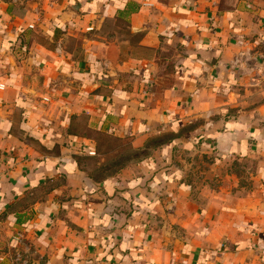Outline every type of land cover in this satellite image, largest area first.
<instances>
[{"label":"crops","instance_id":"0c3cea01","mask_svg":"<svg viewBox=\"0 0 264 264\" xmlns=\"http://www.w3.org/2000/svg\"><path fill=\"white\" fill-rule=\"evenodd\" d=\"M0 264H264V0H0Z\"/></svg>","mask_w":264,"mask_h":264},{"label":"rangeland","instance_id":"374dc122","mask_svg":"<svg viewBox=\"0 0 264 264\" xmlns=\"http://www.w3.org/2000/svg\"><path fill=\"white\" fill-rule=\"evenodd\" d=\"M167 136H170V135L166 134V135H164L162 137V139L166 138ZM100 139H102V141H104L106 143L105 145H103L102 151L106 152L104 156L107 157L106 158L107 160L112 159V157L116 158L118 155L126 153V150L129 148V147H127L128 145L127 146H122V145H124L126 143L125 141H120V140L114 139V138L109 137V136L104 135V134L100 135ZM190 150H192V149H190ZM184 155H185V153H183V156ZM196 155H197V152L191 154L190 167L188 168L189 171H190V174L195 178V179H192V180H195L197 184H202V183L207 184V183H209V178L207 177V175L209 174L208 173V166H210L211 162L208 163V162H204L203 161L201 163H198V159H196L197 158ZM192 157H195V159L191 161ZM98 158H99L98 156H94V158L90 160V165L100 167V166H98L99 165L98 164ZM102 163H104V162H101V164ZM117 165H118V163L115 164L114 166H117ZM248 166L252 168L249 171V175H250V173L252 172L254 167H253L252 163H249L247 165V167ZM240 169H242V168H240ZM216 173H219V172L218 171L217 172H212V174H216ZM215 179H217L216 183L218 181L222 180V178L221 177L219 178V176H217V178H215Z\"/></svg>","mask_w":264,"mask_h":264},{"label":"trees","instance_id":"16d2710c","mask_svg":"<svg viewBox=\"0 0 264 264\" xmlns=\"http://www.w3.org/2000/svg\"><path fill=\"white\" fill-rule=\"evenodd\" d=\"M78 125H84V121H80L78 123ZM69 132L70 133H73V134H76L77 133V130H72L71 128L69 129ZM100 135L102 134H99L97 136L98 138V141L100 143V146L98 148V154L100 155H105V151H102L103 149V145H105L106 143L104 141H102V139H100ZM106 135V134H104ZM109 137H112L114 139H117V140H120V141H125L126 143L122 146H127L129 147L127 150H126V153L124 154H120L118 155L116 158L112 157V159L110 160H105L104 163L101 164L99 158H98V166L100 167H97V166H94L93 169H94V174H95V177L96 178H104L112 173H114L116 170L122 168L123 166H125L126 164H128L130 161H138L140 158H142L143 155L147 154V152H143L139 149H134L131 147L130 145V141L128 140H125V139H121V138H118V137H113V136H110V135H107ZM175 135H170V136H167L166 139H170V138H174ZM96 153V154H97ZM77 160H84L86 163L88 162V164H90V160L94 158L93 157H90L87 156V155H77L76 156ZM100 162V163H99ZM117 166H114L115 164H117ZM111 168V169H110ZM104 171V172H103Z\"/></svg>","mask_w":264,"mask_h":264}]
</instances>
